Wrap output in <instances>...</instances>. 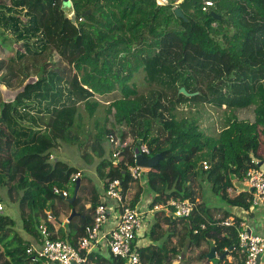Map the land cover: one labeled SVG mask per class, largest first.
Segmentation results:
<instances>
[{
  "label": "trees",
  "instance_id": "obj_1",
  "mask_svg": "<svg viewBox=\"0 0 264 264\" xmlns=\"http://www.w3.org/2000/svg\"><path fill=\"white\" fill-rule=\"evenodd\" d=\"M204 1L70 0L72 22L63 0H0V51L7 57L0 62V83L10 85V76L1 75L5 68L22 78L10 100L0 88V188L8 184L18 192L23 232L38 239V225L44 221L53 238L78 247L85 227L92 225L95 207L103 200L90 199L78 211L74 207L99 185L78 166L50 158L60 142L79 143L83 136L99 159L95 171L102 198L108 183L119 179L130 206L139 207L147 193L151 209L170 199L194 200L193 182L202 178L229 206L250 208L248 190L232 197L228 191L250 167L264 162V0H208L213 5L202 10ZM175 7L185 19L175 15ZM140 71L153 87L133 95L127 82ZM180 87L198 93L184 96L178 94ZM222 100L230 113L215 136L201 129L197 118L177 115L184 103L213 101L220 107ZM81 102L89 117L101 102L106 104L103 120L94 119L87 132L81 129L83 136L77 108ZM247 106H252L253 120L233 114ZM110 135L117 141V158L110 150ZM102 143L110 144L108 157ZM140 144L148 147L147 158L158 159L133 180L127 165L136 161L126 158ZM253 157L260 165L251 163ZM77 173L80 185L70 204L66 198ZM2 202L10 206L0 195ZM60 203L75 214L69 213L68 233L60 227L57 235L54 209ZM214 210L222 216H212ZM155 215L163 217L152 224L149 237L161 242L138 247V264H179L183 249L190 256L203 246L209 249L210 242L219 264H229L225 253L239 251L235 227L221 225L232 215L222 207L199 201L189 216L162 209ZM240 220L235 216L236 223ZM16 227L17 221L2 209L0 264H41L26 254L30 242ZM173 237L176 242L169 246ZM206 253L200 252V262L210 261ZM88 258L90 264H124L102 252ZM231 264H243V256Z\"/></svg>",
  "mask_w": 264,
  "mask_h": 264
},
{
  "label": "built area",
  "instance_id": "obj_2",
  "mask_svg": "<svg viewBox=\"0 0 264 264\" xmlns=\"http://www.w3.org/2000/svg\"><path fill=\"white\" fill-rule=\"evenodd\" d=\"M70 5V0H66ZM165 0H157L158 3H163ZM64 2V0H63ZM213 5L212 1L205 0L202 5V10H207ZM74 13L70 6L65 15ZM109 142L115 145L117 141L110 135ZM128 145L127 141L123 143ZM135 148L129 149V154L126 158L132 157L135 160ZM139 150L148 155L149 149L145 144L138 145ZM119 152L114 150L112 156L117 158ZM52 159L53 156L50 155ZM251 163L259 165V160L256 157L251 159ZM208 163L203 161L202 167L208 168ZM142 167L136 164H128L127 171L131 178L136 180L141 172ZM74 180L79 178V173L72 176ZM243 182L247 190L251 193V206H261L264 208V171L257 166H252L247 171L243 178ZM73 190V189H72ZM57 193V192H56ZM62 195L67 197L69 192L63 191ZM104 198L102 203L95 207L94 221L92 225L85 227V234L80 237L78 247L73 246L65 239L58 237L53 238L50 230L44 221L38 225L39 238L37 243H30L25 252L31 257L33 261L42 260L41 264H90L88 254L92 252H99L106 249V254H111L115 258L124 261V264H138L140 262V255L138 246L136 244L137 233L143 227L142 214L139 207L130 206L123 196L120 187V180L114 179L108 183L104 190ZM114 202L118 211V217L115 225L109 230L103 229L104 224L108 220V212L115 211L112 207L109 208L106 202ZM199 202L198 198L192 200L185 199H170L165 203H157L150 211L164 210V212L172 213L174 216H189L196 204ZM3 209L0 203V211ZM48 217L52 218L50 211H45ZM69 217L63 219V223H68ZM221 225L232 227L234 226L238 236V249L243 256V264H264V260H258V257L264 253V235L253 234L247 223L244 220L236 223L232 216L226 217L221 221ZM204 227V224H202ZM96 257V256H95ZM180 259V257H179Z\"/></svg>",
  "mask_w": 264,
  "mask_h": 264
},
{
  "label": "rangeland",
  "instance_id": "obj_3",
  "mask_svg": "<svg viewBox=\"0 0 264 264\" xmlns=\"http://www.w3.org/2000/svg\"><path fill=\"white\" fill-rule=\"evenodd\" d=\"M65 9L68 10V8L65 6ZM6 48V47H5ZM6 56L4 53L0 51V62L6 61ZM8 68H5L1 75H7L9 77L10 85L0 83V88L2 91L3 98L5 100H10L14 94L15 89L19 88L18 86L22 83V78L18 76L12 77L11 75L7 74ZM3 76L0 77V79ZM1 81V80H0ZM24 82V81H23ZM128 85L133 89V95H137L139 93L146 92L150 87H153V84L148 80L147 76L143 71H140L136 73L128 82ZM100 101V98H97ZM104 101V100H103ZM221 106L219 107L214 103L213 101L207 102V103H198V102H188L180 105L178 107V117L185 116L188 118H197L198 124L201 129H203L206 133H210L212 135H216L219 130L223 127V120L225 118V115L230 113V109L228 110V103L224 100L220 102ZM105 103L101 102L99 106L96 108V113L94 114V117H89L87 115V112L84 109V103H79L78 112L80 115V128H79V136H83L81 133V129L84 132H87V130L91 129L93 126V120H103V117L105 115ZM233 114H235L239 119H248L253 120L254 119V113L252 111V106H247L243 108H236L233 110ZM88 137L83 136L79 143H70L66 144L64 142H60L58 148L53 150V157L57 156L60 159L63 160H70V151H74L77 149V152L81 156L79 160H81L84 170L87 175H90L92 177H95V180L97 185H100V181L97 178V174L95 171V166L97 162L99 161L98 157L93 154L91 151L89 144L90 143H83L84 140H86ZM104 145L110 146L108 143H102ZM113 147L115 145H111V151L113 152ZM110 148V147H109ZM87 150L88 154H85V151ZM107 151V149H106ZM109 153V152H108ZM106 152V154H108ZM135 164L137 166H141L142 162H147V155L142 153L138 147L135 148ZM94 157L92 160L88 157ZM109 156V155H108ZM156 159V157H155ZM144 168V167H142ZM145 169V168H144ZM144 171V170H143ZM193 189L195 192L196 198L200 199V197L204 200V203L206 206L211 207L213 205H225L226 203L219 197V195L215 192H213L210 189V185L204 181L202 178L196 179L193 182ZM0 195H2L4 198L7 199V202L10 206H7L5 203H1L3 206V211L7 215L11 216L17 221V227L16 229L18 232L22 231V223L19 216L18 211V192H16L13 188H10V185L7 184V186L0 188ZM201 201V200H199ZM212 208V207H211ZM56 212V211H55ZM213 215L216 214L213 212ZM217 216V214H216ZM197 259V254H191L190 256L186 255V259ZM180 260V259H179ZM141 261V259H140ZM177 262V261H176ZM211 264H219L218 263V257H215L209 261Z\"/></svg>",
  "mask_w": 264,
  "mask_h": 264
},
{
  "label": "crops",
  "instance_id": "obj_4",
  "mask_svg": "<svg viewBox=\"0 0 264 264\" xmlns=\"http://www.w3.org/2000/svg\"><path fill=\"white\" fill-rule=\"evenodd\" d=\"M105 148L107 149V153H108L109 147L107 144L105 145ZM70 155H71L70 160L69 161L65 160V161H67L68 163H70L72 165L78 166L79 170L83 171L84 170V166H83L84 163L82 164L81 160H79L81 158V156L77 152V149L74 151L71 150ZM108 155L109 154H106L107 157H108ZM260 163H261L260 168L264 171V162L261 161ZM90 177H92V176H90ZM92 178L96 182L95 177H92ZM244 190H247V188H246L243 181H234L233 187L229 189L228 193H229V196L232 197V196H235ZM102 193H103V189H102V185L100 183V185L98 186L97 192L88 191L86 193V195L83 196L82 201L79 204H77L76 207H74L75 211L81 210L82 205H85V208L87 206H89L88 201L90 199L99 200L101 198L102 200H105L104 196H103V198L101 197ZM68 198H69V196H68ZM149 199H150L149 194H147V193L144 194L142 201H141V205L139 206L140 210L143 212V214H142L143 227L137 233L136 244L138 247H144V246L150 245L152 243L158 245L161 242V239L153 240V239H150V237H149L150 227L152 226V224L156 221L157 218H160L161 216L163 217V215H161L160 217H157L155 215L156 211H150L149 208H147V202L149 201ZM199 200L204 202V200L201 197ZM105 202L109 208L112 209V207H113L116 209V205L114 202H108V201H105ZM211 207L212 208L222 207L224 210H227L230 213H232L231 216L233 218H235V216H237L239 219L244 220L247 223L250 231L253 234L264 235V208L263 207H261V206H250V208L246 210V209L241 208V207L229 206L227 203L223 206L213 205ZM54 210L56 211L55 213L57 214V216L54 215V219L57 220L56 223L54 224L55 232L58 233V229L60 227H62V229L65 231V234L68 233V228H69L68 224L63 223V219L67 218L69 216V213L71 212V210L66 205L61 204V203L58 204V206H56V208ZM213 212H215L218 216V214H219V213H217L218 211L214 210ZM166 213H168V212H166ZM108 214H109L108 220L106 221V223L103 226V229L105 231H109L115 225L116 219L118 217V211H117V209L115 211H113V209H112V212L110 211V213L108 212ZM216 214H214V215L212 214V216H216ZM219 215L222 216V213ZM163 227H166V224H163ZM19 233L23 236V238L29 240L30 243H34V244L37 243V239H35L33 236L31 237L29 234H27L23 231H20ZM57 235H59V233ZM162 238H165V237H162ZM175 242H176V238L173 237L169 243V246H173L175 244ZM209 247H210V244H209ZM208 250L209 249L206 246H203L200 249L193 250L192 254H197V259H191L190 260L191 264H211L209 261L200 262L198 260V256H199L200 252H208ZM101 252L106 253V249L101 250ZM182 253H185V256L187 255L185 249H183L181 251V254ZM225 255H226L227 262L229 264H231L233 262H238L242 256L240 251H238L237 254H231L230 255L228 253H225ZM216 257H217V255H216ZM262 260H264V253L261 254V256H260V261L262 262ZM174 263H176V261ZM50 264H56V263H50Z\"/></svg>",
  "mask_w": 264,
  "mask_h": 264
},
{
  "label": "water",
  "instance_id": "obj_5",
  "mask_svg": "<svg viewBox=\"0 0 264 264\" xmlns=\"http://www.w3.org/2000/svg\"><path fill=\"white\" fill-rule=\"evenodd\" d=\"M65 6L69 9V7L71 6L66 0H64L63 4H62V8L64 11H67L65 9ZM91 12V9H89L88 11L85 12V15H87L88 13ZM174 13L177 17L179 18H183L185 19V16L184 14L182 13V11L178 8V7H175L174 8ZM69 19L72 21V22H75V15L74 13H71L69 14ZM214 17L215 18H220V15H217V14H214ZM198 92H188L184 87H180L179 90H178V94H183L184 96H193L195 94H197ZM156 157V159H155ZM158 159V156H153L151 158H147V162H142L141 166L142 167H150L152 166ZM260 165V163H259ZM79 185H80V178H77L75 180V184H74V187H73V190H72V194L69 198H67V201L72 204L74 203V200L75 198L77 197V193H78V189H79ZM75 214V211L74 209L72 210L71 212V215H74ZM70 218V217H69ZM224 255H222L221 257H223ZM180 260H179V264H191V262L189 260L186 259V256H185V253H182L180 256ZM206 257L211 260L213 258L216 257V253H215V249H214V245L213 243L210 242V247H209V250L208 252L206 253ZM260 256L258 257V260H259Z\"/></svg>",
  "mask_w": 264,
  "mask_h": 264
},
{
  "label": "clouds",
  "instance_id": "obj_6",
  "mask_svg": "<svg viewBox=\"0 0 264 264\" xmlns=\"http://www.w3.org/2000/svg\"><path fill=\"white\" fill-rule=\"evenodd\" d=\"M71 196V195H70Z\"/></svg>",
  "mask_w": 264,
  "mask_h": 264
}]
</instances>
